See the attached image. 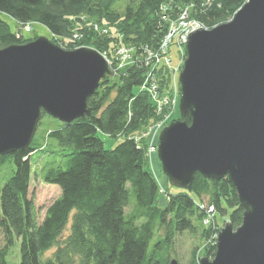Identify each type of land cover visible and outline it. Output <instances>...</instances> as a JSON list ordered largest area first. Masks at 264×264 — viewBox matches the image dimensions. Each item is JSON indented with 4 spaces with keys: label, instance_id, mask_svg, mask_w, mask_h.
<instances>
[{
    "label": "trees",
    "instance_id": "1",
    "mask_svg": "<svg viewBox=\"0 0 264 264\" xmlns=\"http://www.w3.org/2000/svg\"><path fill=\"white\" fill-rule=\"evenodd\" d=\"M245 1L0 0V48L35 40L38 36L26 37L24 29L38 24L61 48L91 47L116 64L120 47L135 50L131 64L123 63L113 77L99 82L88 99L89 116L59 122L47 131L50 146L59 151L40 146L33 137L24 150L0 156V167L12 165V174L0 186V264H9L7 256L16 241L19 264H169L173 240L185 231L206 241L202 255L213 256L221 228L217 214L227 215L234 228L242 220L243 208L231 181L197 173L188 189L160 191L149 167L148 139L135 137L162 116L147 89L151 78L159 81L160 99L173 83L170 69L175 66H155L154 57L171 23L185 14L189 23L195 20L211 28L231 19ZM171 44L179 59L186 54L184 44L178 46L173 39L169 58ZM176 83L179 86L177 75ZM176 119L189 122L190 117ZM99 132L121 140L106 149ZM37 151L64 158L57 165L42 163L37 172L60 190L41 220L29 196L31 156ZM208 206L213 211L207 223L202 209ZM195 219H202L203 226ZM199 258L193 248L188 264H198Z\"/></svg>",
    "mask_w": 264,
    "mask_h": 264
},
{
    "label": "water",
    "instance_id": "2",
    "mask_svg": "<svg viewBox=\"0 0 264 264\" xmlns=\"http://www.w3.org/2000/svg\"><path fill=\"white\" fill-rule=\"evenodd\" d=\"M185 53L178 111L190 120L158 133L161 169L178 189L198 173L227 176L236 190L240 225L225 222L213 256L198 264H264V0H246L228 21L192 31ZM113 76L91 47L66 50L40 36L0 48V156L31 143L42 112L62 123L89 116L88 99Z\"/></svg>",
    "mask_w": 264,
    "mask_h": 264
},
{
    "label": "rangeland",
    "instance_id": "3",
    "mask_svg": "<svg viewBox=\"0 0 264 264\" xmlns=\"http://www.w3.org/2000/svg\"><path fill=\"white\" fill-rule=\"evenodd\" d=\"M185 10V9H184ZM189 20V15H180V18L178 19L177 22V27L176 30L169 29L170 35L173 34H180L185 32L191 27L197 26L198 22L197 21H191L190 23L188 22ZM11 22V21H10ZM15 27H13L14 29ZM27 29V28H26ZM199 29V28H196ZM194 29V30H196ZM194 30H188L190 31L188 34H190ZM169 32V31H168ZM25 33L27 34L26 37H33V35H37L38 37L44 36L48 39H54L53 36L41 25L35 24L32 25L29 30H25ZM59 40L57 39V42ZM185 48V44H184ZM178 51H176V45L171 44L169 46V55L171 58V65L176 66L179 68V70L182 67L183 60L185 58V55H183V60L181 61L182 56L177 54ZM105 56V54H104ZM127 55L124 54L123 57H126ZM106 57V56H105ZM107 58V57H106ZM131 60L125 61V64H131ZM159 75V74H158ZM160 76V75H159ZM177 78H178V73H177ZM167 115V118L169 119L168 123L171 121V119H176L179 116V111H178V102L173 108L172 102L170 101V107L166 109V111L163 113ZM164 117L161 116L155 121H150L147 126L143 129L142 133L140 135H143L145 137H148L149 142H156V135L160 132L157 133V129L159 128L158 126L162 125L164 122ZM165 123V122H164ZM59 126V121L57 119H54L50 117L49 115H44L43 117L40 118L39 124L37 125V129L35 132L34 139L36 142L39 143L40 146L42 145H47V148H54L56 151H59L58 146L52 145L51 140L47 138L46 133L48 130L56 129ZM99 137L103 140L104 142V147L106 149H111L113 148L120 140V137L114 138V137H108L103 135L102 133H98ZM158 136V135H157ZM55 154V155H54ZM54 154L49 153H42L41 151H37L31 156V164H32V169H33V175L31 179V183L29 186V196L32 198L37 210L39 211V219L41 220L44 211L49 206L60 194V190L56 185L46 183L42 180V178L38 175V170L41 166L42 163H45L46 161H55V165L62 163L64 158H62L59 154L54 152ZM57 154V155H56ZM149 167L151 171L153 172L154 176L157 177V182L160 184V191L164 188L169 189V191H175V187L170 184L168 181L167 177L163 173L161 169V164L160 161L157 157L156 152L150 154L149 158ZM12 174V165L6 163L2 167H0V186L4 183V181ZM162 194H164L162 192ZM131 201H133V196H130ZM162 203V202H161ZM131 209V206L126 207V212H129ZM205 208L202 210L204 211ZM228 216L226 215L224 218L217 214V222L218 224L222 227L224 224V221H228ZM202 220V219H201ZM201 220L195 219L194 222L195 224L199 226H203ZM219 232V231H218ZM206 241H203V239L200 238V236L191 234L188 231L182 232L180 234H177V236L173 240L172 247L170 248V254L172 256V259H176L178 264H188V261L191 256V251L193 248L197 249V253L200 254V257L204 256L202 255V250L203 246L205 245ZM3 245V236L0 233V247ZM50 251H53L51 249ZM20 260V252H19V241L15 242V245L11 248L9 255L7 256V261L9 264H19Z\"/></svg>",
    "mask_w": 264,
    "mask_h": 264
},
{
    "label": "built area",
    "instance_id": "4",
    "mask_svg": "<svg viewBox=\"0 0 264 264\" xmlns=\"http://www.w3.org/2000/svg\"><path fill=\"white\" fill-rule=\"evenodd\" d=\"M185 15V14H184ZM177 22H173L171 23V26L169 27V29L172 28V30H176L177 27ZM27 28V29H26ZM30 26L25 27V30H29ZM196 28H205L206 27L202 24H197V26L191 27L188 30H194ZM186 30L183 33H178V34H173L170 35V30L168 32V34L164 37L159 50L154 54V57L156 58V64L155 66H164V65H170L171 66V59L168 57L167 55V50H168V43L171 42V40H175L178 44V46L180 44H185L187 36L189 35L188 33L190 31ZM135 53L134 48L132 47H120L115 54V58L119 61L117 64L115 62H113L112 60L110 61L109 59H107L104 54L103 56L107 59L111 69L115 72L117 70V68L121 67L122 64H125V61H129L130 57ZM124 54H126V57H123ZM183 60V55L181 58V61ZM163 70V68H162ZM179 72V68L177 67V65L175 66V68L170 69V73L172 75V80L173 83L172 85L170 84V86H168V90H167V94L166 96H164L162 99H160V86H159V81H157L154 78H151V80L149 81V83L147 84V89L149 91V93L151 94V97L153 98V100L156 102V108H157V112L158 114L162 115L165 119L164 122L162 123V125L158 126L159 128L157 129V133L165 126L167 125V115L163 114L166 109L168 107H170V101L172 102V106L173 108L175 107V105L178 102V97H179V86L176 83V75ZM158 135V134H157ZM157 135H156V142H149L148 141V146H147V155L148 158L150 156V154L156 152L157 150ZM146 136V135H145ZM144 134L140 135V137H135L136 139L139 138H144L145 137ZM147 139H149L148 137H145ZM213 211V206H208L206 209H204V213H205V218H204V222H212V219H209L211 217V213ZM210 214V217H209ZM218 235V234H217ZM217 235L215 236V242L216 243V238Z\"/></svg>",
    "mask_w": 264,
    "mask_h": 264
}]
</instances>
